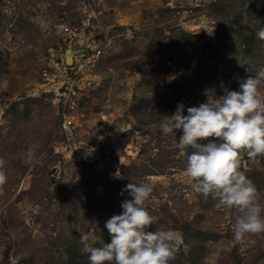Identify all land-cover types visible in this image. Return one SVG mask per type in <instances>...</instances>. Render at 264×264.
I'll return each instance as SVG.
<instances>
[{
    "label": "rangeland",
    "instance_id": "374dc122",
    "mask_svg": "<svg viewBox=\"0 0 264 264\" xmlns=\"http://www.w3.org/2000/svg\"><path fill=\"white\" fill-rule=\"evenodd\" d=\"M188 2L0 0V264H89L82 236L91 246L110 241L105 221L121 213L130 197L120 192L131 181L153 188L147 230L171 229L180 238L170 264H264V232L235 243L239 213L193 190L183 174L187 152L158 127L177 103L186 109L207 93L238 90L264 68V39L256 36L264 0H210L185 18L178 11ZM85 16L114 37L77 118V148L63 152L41 69L60 22ZM259 88L264 94V83ZM29 147L38 163L28 161ZM240 168L264 204V157L243 153Z\"/></svg>",
    "mask_w": 264,
    "mask_h": 264
},
{
    "label": "clouds",
    "instance_id": "9594fccd",
    "mask_svg": "<svg viewBox=\"0 0 264 264\" xmlns=\"http://www.w3.org/2000/svg\"><path fill=\"white\" fill-rule=\"evenodd\" d=\"M256 36L264 39V27ZM264 68L239 82L238 90H224L222 95L208 98L197 105L177 103L175 111L159 122L163 135L175 139L182 155L187 152L184 175L192 181L195 192L211 196L217 209H235L232 239L241 242L247 234L264 232V204L260 203L256 186L240 168V157H264ZM186 111V114H185ZM175 130H181L177 139ZM123 131V130H121ZM207 143L198 139L209 138ZM189 147L193 149L188 151ZM91 154V150H87ZM29 162L34 150L27 149ZM5 177L0 173V183ZM121 213L113 214L104 227L110 241L91 246L82 236L83 249L89 264H170L173 244L179 236L171 229L147 230L154 223L148 210L152 185L147 181H131L121 189ZM14 264V262H13Z\"/></svg>",
    "mask_w": 264,
    "mask_h": 264
},
{
    "label": "built area",
    "instance_id": "2783aa9c",
    "mask_svg": "<svg viewBox=\"0 0 264 264\" xmlns=\"http://www.w3.org/2000/svg\"><path fill=\"white\" fill-rule=\"evenodd\" d=\"M209 1L190 0L180 6L178 13L183 12L185 18L193 16ZM92 22L91 16L60 22V36L47 50L41 69L39 87L47 100L56 105L60 116L58 127L64 135L58 149L63 152L74 153L77 148L76 138L81 130L77 118L89 100L90 91L95 88L94 69L114 37L106 32L102 35ZM70 47L73 60L68 64L66 53Z\"/></svg>",
    "mask_w": 264,
    "mask_h": 264
},
{
    "label": "bare ground",
    "instance_id": "6f19581e",
    "mask_svg": "<svg viewBox=\"0 0 264 264\" xmlns=\"http://www.w3.org/2000/svg\"><path fill=\"white\" fill-rule=\"evenodd\" d=\"M66 59H67L68 64L72 62L73 60V48L72 47L68 48L67 53H66ZM68 71L70 72V69H68Z\"/></svg>",
    "mask_w": 264,
    "mask_h": 264
}]
</instances>
